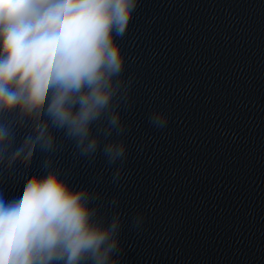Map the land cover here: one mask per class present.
<instances>
[{
    "label": "clouds",
    "instance_id": "obj_1",
    "mask_svg": "<svg viewBox=\"0 0 264 264\" xmlns=\"http://www.w3.org/2000/svg\"><path fill=\"white\" fill-rule=\"evenodd\" d=\"M139 0H0V166L28 167L37 150L55 153L61 134L81 156L102 152L123 175L132 79L123 37ZM15 114V119L5 117ZM154 110L150 124L166 127ZM30 130L13 148L16 128ZM105 141L101 148V138ZM49 161H45L47 167ZM99 196L71 186L59 170L32 176L19 198L0 193V264H119L122 214H98ZM116 198L111 203L116 204ZM138 214L134 224L143 223Z\"/></svg>",
    "mask_w": 264,
    "mask_h": 264
}]
</instances>
